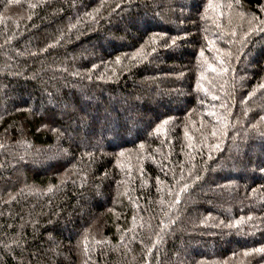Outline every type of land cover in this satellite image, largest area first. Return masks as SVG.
Wrapping results in <instances>:
<instances>
[{
    "label": "trees",
    "instance_id": "obj_1",
    "mask_svg": "<svg viewBox=\"0 0 264 264\" xmlns=\"http://www.w3.org/2000/svg\"><path fill=\"white\" fill-rule=\"evenodd\" d=\"M0 264H264V0H0Z\"/></svg>",
    "mask_w": 264,
    "mask_h": 264
},
{
    "label": "rangeland",
    "instance_id": "obj_2",
    "mask_svg": "<svg viewBox=\"0 0 264 264\" xmlns=\"http://www.w3.org/2000/svg\"><path fill=\"white\" fill-rule=\"evenodd\" d=\"M183 6H187V4H183ZM109 42V41H108ZM100 44H103L104 42L103 41H100L99 42ZM17 89H18V86H17ZM18 98H20V95L19 94H16V97H12V99H18ZM92 103L94 104V103H96V102H93L92 101ZM92 103H90L91 105H92ZM81 109H82V111H86L87 112V105L86 104H84V105H81ZM125 110H128L127 108H124ZM114 110H115V108H114ZM88 113V112H87ZM82 126V125H81ZM131 129H133V127L131 126ZM253 156H255L256 154H258V152H253V153H251ZM55 159H57V157L55 156V157H50L48 160H47V163L48 162H50V161H52V160H55ZM77 216V215H76ZM71 225H72V218L71 217H69L68 218V220H67V222L66 223H63L62 224V226H61V228H60V230L61 231H63V232H66V235H72V233H70L71 232ZM68 231V232H67ZM197 247V244H193L189 249H188V252L186 253V256H188V257H190L191 256V254L192 253H194L193 252V250L195 251V248ZM206 250H209V248H207ZM47 252V251H46ZM45 252V253H46Z\"/></svg>",
    "mask_w": 264,
    "mask_h": 264
}]
</instances>
